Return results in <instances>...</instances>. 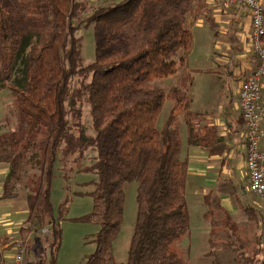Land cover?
Segmentation results:
<instances>
[{"label": "trees", "instance_id": "16d2710c", "mask_svg": "<svg viewBox=\"0 0 264 264\" xmlns=\"http://www.w3.org/2000/svg\"><path fill=\"white\" fill-rule=\"evenodd\" d=\"M203 3L121 0L96 7L82 19L84 27L93 24L94 41V59L82 66L79 25L74 21L85 13L86 2L17 0L4 6L0 0V87L11 92L15 118L12 129L0 132V164L7 166L1 197L14 195L23 168L32 178L27 214L18 230L25 247L23 264L57 261L58 221L66 202L55 214L51 184L55 162L81 146L73 134L80 108L72 102L90 106L94 136L87 144L96 152L98 175L90 192L91 210L76 218L99 227L85 264H184L171 247L190 226L184 196L187 164L179 159L177 120L180 112H185L186 120L192 116V74L183 73L167 91L146 84L182 68L192 44L187 17ZM166 100L171 108L158 130L156 120ZM132 179L138 183L135 221L127 259L117 262L113 242L123 222V184ZM47 224L48 234L33 230ZM42 237L40 261L37 249ZM251 240V250L243 243L235 248V264H264V232L252 234Z\"/></svg>", "mask_w": 264, "mask_h": 264}, {"label": "crops", "instance_id": "0c3cea01", "mask_svg": "<svg viewBox=\"0 0 264 264\" xmlns=\"http://www.w3.org/2000/svg\"><path fill=\"white\" fill-rule=\"evenodd\" d=\"M260 1L264 4V0ZM203 4L202 8L193 11L187 18L192 44L186 56L189 57L194 49L193 31L200 35L204 28L210 33V41L216 52L211 55L212 66L202 69L186 64L174 83L183 73L192 74L189 92V111L192 116L186 120L185 112H180L177 120L181 141L179 159L187 164L184 194L188 186L192 204L200 206L196 213L201 224L206 226V231L210 224L215 226L217 236L223 239V248H238L241 243L245 249L252 248L251 235L264 232V207L248 188L245 125L238 100L242 79L257 64L250 48L249 16L244 7L224 10L217 0H204ZM200 75L212 79L215 84L209 79L199 84L200 95L194 104L192 94L196 89L195 77ZM262 102L264 108V81ZM180 117L184 122L183 128ZM262 126L264 129V115ZM190 129L193 143L189 141ZM183 136L186 137L185 143ZM261 147L264 151V139ZM6 172L7 166L0 169L1 190ZM12 197L3 200L9 201ZM8 218L6 213L0 214V264H12L13 261V242L6 241L11 229H5L4 224ZM58 223L60 226L61 221Z\"/></svg>", "mask_w": 264, "mask_h": 264}, {"label": "rangeland", "instance_id": "374dc122", "mask_svg": "<svg viewBox=\"0 0 264 264\" xmlns=\"http://www.w3.org/2000/svg\"><path fill=\"white\" fill-rule=\"evenodd\" d=\"M16 1L2 0V4L9 6L13 5ZM83 1L86 2V11L82 14L80 20L74 21V24L79 25L76 36L81 37L80 63L82 66L92 62L94 59L93 24L84 27L82 19L89 15L96 7L112 6L121 0ZM120 14L119 10L117 16H120ZM193 35L194 49L189 57H184L183 66L187 64L190 67L207 69L212 66L211 55L216 53L210 41L211 35L204 28L202 29V34L199 35L197 31H193ZM180 55H178V59ZM182 68L180 67L175 74L168 77L152 78L146 85L149 88L169 90L181 74ZM208 79L215 84L212 79L204 75L195 77L194 84L196 89L192 94L194 104L200 95L198 85ZM76 85L77 82L74 81L71 85L73 91L77 89ZM72 105L75 106V109L80 108L79 114L81 115L74 119L73 134L77 135V138L80 139L78 143L81 146H77V150L74 153H68L62 157L63 159L59 157L55 162L51 184L50 200L55 214H57L59 204L66 202L61 211V245L57 253V264H85L86 256L94 251V236L99 229L94 223L76 220L77 217L85 215L91 210L92 198L90 192L94 189L98 175L94 168L96 152L87 144L88 140L94 136L91 126L90 106L86 102H82V104L72 102ZM170 106V102L166 100L156 120L155 126L158 130L163 128ZM180 122L183 128L184 122L182 121V117H180ZM14 123L11 92L8 87H0V132L12 129ZM183 141L185 143V136H183ZM5 166V164H0V169L5 168ZM27 171H29L27 168H23L22 176L15 183V188L12 191L14 195L9 201L3 200L0 197V214L6 213L9 216L4 222L5 229H11L7 233L6 241L14 242V240L20 239L18 237V230L24 225V217L27 214V187L32 179L30 175L26 176ZM137 185L138 183L134 179L123 184L125 195L123 222L113 242V255L117 262H125L127 259V251L136 215L135 196ZM187 189H189L188 186H186L184 195L188 204L190 228L183 238L172 245L171 251L175 252L183 260L184 264H235V247L223 248L221 245L223 239L217 236L218 232L215 226L212 227L210 224L208 231H206V226L201 224L200 218L196 213L200 209V206L197 207L192 204V198ZM1 192L2 190L0 189ZM0 228L2 229L1 223ZM228 241L235 244L234 242H230V240ZM38 242V249H40L39 251L37 249V255L39 256L38 259L42 261L44 258L42 252L44 247H41L42 245L44 246L43 237ZM248 249L251 250L252 248Z\"/></svg>", "mask_w": 264, "mask_h": 264}, {"label": "built area", "instance_id": "2783aa9c", "mask_svg": "<svg viewBox=\"0 0 264 264\" xmlns=\"http://www.w3.org/2000/svg\"><path fill=\"white\" fill-rule=\"evenodd\" d=\"M224 9L244 7L249 16L250 48L256 57V66L250 74L242 79L238 91L241 117L245 125V142L247 144L246 167L248 188L256 195L264 207V151L261 148L264 139L262 119L264 108L262 102V82L264 81V4L260 0H217ZM53 222V221H52ZM33 230L45 235L49 233L50 224ZM25 253L21 239L13 242L12 264H23Z\"/></svg>", "mask_w": 264, "mask_h": 264}]
</instances>
